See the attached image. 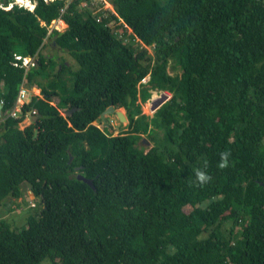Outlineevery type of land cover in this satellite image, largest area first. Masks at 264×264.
<instances>
[{
    "label": "trees",
    "instance_id": "obj_1",
    "mask_svg": "<svg viewBox=\"0 0 264 264\" xmlns=\"http://www.w3.org/2000/svg\"><path fill=\"white\" fill-rule=\"evenodd\" d=\"M112 4L117 17L96 22L73 0L51 39L42 22L63 0L0 8V203L28 184L41 206L19 229L0 221V264H264V0ZM43 40L77 69L40 54ZM15 54L36 55V67H14ZM21 87L39 95L15 120ZM109 106L127 120L114 136L112 115L100 120ZM30 111L39 118L21 129ZM196 169L211 182L199 186Z\"/></svg>",
    "mask_w": 264,
    "mask_h": 264
},
{
    "label": "rangeland",
    "instance_id": "obj_2",
    "mask_svg": "<svg viewBox=\"0 0 264 264\" xmlns=\"http://www.w3.org/2000/svg\"><path fill=\"white\" fill-rule=\"evenodd\" d=\"M106 1L111 2L112 0ZM119 22H114V20L111 19V29L113 31L116 30V36H120L123 41H130L131 35L128 33V30L125 29ZM50 42L51 40H43L39 53L42 55L53 57L56 62L63 61L64 64L69 67L72 71L76 70L77 64L70 58V56L66 52L58 49L57 47L51 46ZM56 67L60 68L59 65H57ZM167 71L171 75H176L180 73V68L174 61L171 60L168 63ZM64 74L67 76L68 73L66 72ZM1 91L2 86L0 85V92ZM154 105L149 107V105L141 104V112L145 115L153 114L156 111V109H154V111L152 110V107H154ZM62 115H66V113H62ZM110 116L111 115H108L107 118H109ZM111 118L115 121L114 123L116 124L114 127L115 132L112 133V135L114 136L123 132L127 124L124 110L122 108L115 109ZM106 121L108 122V119H106ZM102 129H106V127L102 126ZM157 134L159 135L156 136L152 144L158 146L159 138L161 137V135L159 132ZM28 187V184H26L25 186H21V198L16 199L13 197H9L8 199L0 203V221H2L4 224H7L12 229H19L20 226L25 223L27 216L33 215L36 217L38 215V210L41 206L33 196L32 198L30 197L31 193L29 192L30 189ZM34 204L36 205V207L32 208ZM184 210L187 211V209ZM45 261L46 260H43L41 264H48V262Z\"/></svg>",
    "mask_w": 264,
    "mask_h": 264
},
{
    "label": "built area",
    "instance_id": "obj_3",
    "mask_svg": "<svg viewBox=\"0 0 264 264\" xmlns=\"http://www.w3.org/2000/svg\"><path fill=\"white\" fill-rule=\"evenodd\" d=\"M43 1L45 3H50L53 2L54 0H43ZM71 1L73 0H65V6L62 9H60V15L57 19L51 20L49 24H45L44 22H42V25L46 28L47 37L49 36L51 37L56 33H61L64 31V29L66 28V24L62 19V15L64 13L66 6H68V4ZM14 4L16 5L17 8H23L28 10H32L34 8L33 0H8V4H7L8 6L5 7L4 9H9L13 7ZM82 7L87 9L91 13V15H95L97 22L99 21V17L96 16L97 12L101 10H110L111 12H113L112 6L106 0H86V2L85 0H82L80 4V8ZM0 8H3L2 0H0ZM14 59L15 60L13 65L15 67H21L26 71L30 70V68L35 64V59L32 57H22L19 55H15ZM30 95H39V91L36 90L35 88L28 91L24 87H21L18 91V95H17L18 98L15 106L9 112L6 113V116L15 120L19 119L22 113L23 106L25 105V103L28 102L27 100L29 99ZM29 115H36V113L34 111H30L28 113H25V115L22 116V118L26 119L27 117H29Z\"/></svg>",
    "mask_w": 264,
    "mask_h": 264
},
{
    "label": "clouds",
    "instance_id": "obj_4",
    "mask_svg": "<svg viewBox=\"0 0 264 264\" xmlns=\"http://www.w3.org/2000/svg\"><path fill=\"white\" fill-rule=\"evenodd\" d=\"M55 1V0H54ZM53 1V2H54ZM72 2V1H71ZM70 2V3H71ZM81 2H82V0H79V5L77 6V8H78V12L80 13V15L82 16V18H87V17H91V18H93L95 21H96V18H95V15H91V13L87 10V9H85L84 7H82V8H80V4H81ZM85 2H86V0H85ZM45 3V2H44ZM50 3H52V2H50ZM69 3V4H70ZM111 6H112V11L113 12H111L110 10H101V11H99V12H97L96 13V16H98L99 17V21L98 22H100L101 21V19L102 18H104V17H106V15L107 14H111V15H114L115 17H117V14L115 13V11H114V7H113V4H112V1L111 2H108ZM8 0H7V3L5 4V5H3V8H2V10H9V9H11V8H9V9H4L5 7H7L8 5ZM33 4H34V8L32 9V10H28V9H23V8H19V9H22V10H24V11H28V12H30V13H33V11H34V9H35V6H36V0H33ZM46 4H48V3H46ZM68 4V5H69ZM14 6H16L15 4H14ZM13 6V7H14ZM65 6V0H63V6L60 8V9H62L63 7ZM66 8H67V6H66ZM66 8H65V10H66ZM65 10H64V12H65ZM64 14V13H63ZM59 15H60V10H59ZM59 15H58V17H59ZM57 17V18H58ZM57 18H55V19H57ZM62 19H63V15H62ZM111 19L112 18H109V21L107 22V24H106V26L107 27H110L111 28ZM114 20V22L115 21H120L119 23H121V25L125 28L126 27V25H124L123 24V22L118 18V19H113ZM63 21H64V19H63ZM65 22V21H64ZM97 22V21H96ZM65 24H66V22H65ZM44 27V26H43ZM66 27H67V25H66ZM45 28V27H44ZM66 29V28H65ZM64 29V30H65ZM125 29H127L128 30V33L130 34L131 33V30L128 28V27H126ZM45 31H46V28H45ZM62 33V32H61ZM113 33L116 35V30H114L113 31ZM56 34H60V33H56ZM56 34H54V35H56ZM53 36V35H52ZM52 36L50 37V39L52 38ZM136 40V41H135ZM134 41L135 42H137V39H135ZM146 48V47H145ZM148 49V48H147ZM15 55H19V56H22V57H32V58H34L35 59V64H34V66H32L31 68H34V67H36V65H37V56L36 55H34V56H24V55H20V54H15ZM15 55H14V57H15ZM15 60V59H14ZM14 60H13V63H14ZM14 66V65H13ZM15 67V66H14ZM18 68H21V67H18ZM30 68V69H31ZM23 69V68H22ZM148 78V77H147ZM146 78V79H147ZM145 79V80H146ZM167 98H169V96L167 95V93H163L162 95H160V96H157V95H153L152 97H151V102L148 104L149 105V107H151V106H153L155 103H157L158 101H162L163 99H164V101L167 99ZM139 103V102H138ZM162 104V103H161ZM160 104V105H161ZM159 105V106H160ZM158 108V107H157ZM156 108V109H157ZM114 109V108H113ZM115 110V109H114ZM154 111V110H153ZM114 113V112H113ZM112 113V114H113ZM112 114H109V115H112ZM30 116V115H29ZM107 116L108 115H104V117H103V119H101L100 118V120L102 121V122H104V124L105 125H107L106 123H105V121H106V118H107ZM26 119H28V117L26 118ZM25 120V118L23 119V121ZM100 121V122H101ZM23 123V122H22ZM230 155H231V153L229 152V151H225V152H222L221 154H220V163L218 164V167L220 168V169H225V168H227L228 166H229V157H230ZM195 177H196V181L198 182V185L199 186H204V185H206V184H208V183H210L211 182V180H212V177L206 172V171H204V170H200V169H196L195 170ZM29 192H30V190H29ZM31 193V192H30ZM32 196H33V194L31 193V195H30V197L32 198Z\"/></svg>",
    "mask_w": 264,
    "mask_h": 264
},
{
    "label": "water",
    "instance_id": "obj_5",
    "mask_svg": "<svg viewBox=\"0 0 264 264\" xmlns=\"http://www.w3.org/2000/svg\"><path fill=\"white\" fill-rule=\"evenodd\" d=\"M162 103V101H158L157 103H155L154 107L152 108V110L156 109L160 104ZM114 112V109L112 106L107 107L104 112L100 115V118L103 119L104 115H109L112 114ZM67 114H70V111ZM39 116L37 115H30L28 117V119H25L23 121V123L20 124V128L24 129L26 126L35 123L38 120ZM36 135V131H34V136ZM150 145V143L147 141V139H145L144 137H141V139L138 141V147L140 148H146ZM77 180L82 181L83 183L87 184L88 186H90L91 188H93L92 183L90 180H87L85 178H83L80 175H77Z\"/></svg>",
    "mask_w": 264,
    "mask_h": 264
},
{
    "label": "crops",
    "instance_id": "obj_6",
    "mask_svg": "<svg viewBox=\"0 0 264 264\" xmlns=\"http://www.w3.org/2000/svg\"><path fill=\"white\" fill-rule=\"evenodd\" d=\"M142 104V103H141ZM149 103H145V105H148Z\"/></svg>",
    "mask_w": 264,
    "mask_h": 264
},
{
    "label": "bare ground",
    "instance_id": "obj_7",
    "mask_svg": "<svg viewBox=\"0 0 264 264\" xmlns=\"http://www.w3.org/2000/svg\"><path fill=\"white\" fill-rule=\"evenodd\" d=\"M163 93V92H162ZM168 94V93H167ZM153 108V107H152Z\"/></svg>",
    "mask_w": 264,
    "mask_h": 264
}]
</instances>
